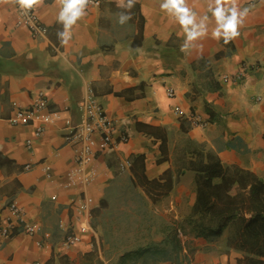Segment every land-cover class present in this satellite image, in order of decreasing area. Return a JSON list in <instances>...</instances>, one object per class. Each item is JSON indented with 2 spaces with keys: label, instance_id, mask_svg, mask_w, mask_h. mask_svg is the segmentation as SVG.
<instances>
[{
  "label": "crops",
  "instance_id": "0c3cea01",
  "mask_svg": "<svg viewBox=\"0 0 264 264\" xmlns=\"http://www.w3.org/2000/svg\"><path fill=\"white\" fill-rule=\"evenodd\" d=\"M163 2L136 0L128 9L127 0L87 1L86 15L68 29L65 44L60 33L66 22L58 18L61 0L34 5L47 28L38 37L18 26L17 0H0V157L5 158L0 162V227L10 215L11 202L22 207L27 222L38 225L34 235L23 231L24 222L13 235H0V264H108L104 225L118 228L109 214L134 205L132 187L146 196L153 213L181 223L196 201V173L187 171L156 202L143 184L173 167L172 154L182 137L205 143L225 165H239L264 179V0H235L238 11H248L231 38L223 35L224 29L219 37L212 35L219 23L207 5L214 0H187L197 12V24L205 13L209 17L205 34L191 41L175 13L161 9ZM233 2L226 0V16ZM129 12L131 19L120 24V14ZM242 70L238 81H223L224 74ZM170 86L176 89L174 97L167 94ZM40 91L75 123L92 91L130 137L98 154L90 166L96 177L85 187L63 185L75 166V148L65 139L64 122L36 137L35 125L11 121ZM177 105L181 114L175 113ZM140 124L165 128L170 159L162 160L161 139ZM143 153L145 175L137 166L120 171L122 161ZM83 196L92 197L93 205L81 212ZM77 221L87 222L89 230L67 248L63 240ZM160 237L156 233L155 239ZM181 237V245L169 244L159 260L138 264H237L238 254L226 252V234L217 243Z\"/></svg>",
  "mask_w": 264,
  "mask_h": 264
},
{
  "label": "trees",
  "instance_id": "16d2710c",
  "mask_svg": "<svg viewBox=\"0 0 264 264\" xmlns=\"http://www.w3.org/2000/svg\"><path fill=\"white\" fill-rule=\"evenodd\" d=\"M207 111L214 119L213 110ZM139 126L161 139L162 160L170 159L165 128ZM3 159L0 157V162ZM145 159L144 153L136 155L130 168L137 166L145 175ZM172 160L173 167L160 178H145V191L156 202L170 194L183 174L194 171L196 201L191 213L181 223L153 213L146 196L132 187L129 199L134 205L115 214L117 217L109 214L111 224L116 219L118 228L104 223L108 264L159 260L169 244L181 245V234L202 237L209 243H217L226 234V252L238 254L237 264H264V179L239 165H225L217 151L190 137L179 139ZM156 233L160 239H155Z\"/></svg>",
  "mask_w": 264,
  "mask_h": 264
},
{
  "label": "built area",
  "instance_id": "2783aa9c",
  "mask_svg": "<svg viewBox=\"0 0 264 264\" xmlns=\"http://www.w3.org/2000/svg\"><path fill=\"white\" fill-rule=\"evenodd\" d=\"M90 4L99 3L100 0H87ZM18 26L28 29L34 37H38L47 28L43 25L37 15L35 6L32 9L21 8L17 0ZM243 70L237 74H224L223 81H238L242 78ZM168 96L174 97L176 89L172 86L167 88ZM175 113L181 114L179 105L175 107ZM13 124H32L35 125L34 135L41 136L47 128L58 122H64L67 132L65 139L73 144L75 148V166L71 168L64 181V187L68 189L85 187L94 181L96 171L90 166L97 160L99 153L109 150L111 147L120 143H127L129 135L127 132L119 130V120L108 114L105 106L90 91L84 104L81 107V116L78 122H74L69 116L64 115V111L52 107L49 103L46 92L40 91L38 97L27 108L18 110L15 117L11 118ZM99 136V138H97ZM28 147L32 141H27ZM131 166V160L126 159L120 163V171H126ZM29 169V166L26 167ZM56 198V197H53ZM93 205V198L83 196L78 202V209L81 212L88 211ZM10 215L5 216L4 223L0 227V235L9 237L13 235L24 222L23 231L28 235H34L38 229L36 223H29L25 220L24 211L16 202L9 205ZM89 230L87 222L77 221L69 227L63 245L67 248L74 246L81 241L83 233ZM35 264H41L36 262ZM197 264V263H193Z\"/></svg>",
  "mask_w": 264,
  "mask_h": 264
},
{
  "label": "clouds",
  "instance_id": "9594fccd",
  "mask_svg": "<svg viewBox=\"0 0 264 264\" xmlns=\"http://www.w3.org/2000/svg\"><path fill=\"white\" fill-rule=\"evenodd\" d=\"M136 0H127V8L131 9L134 6ZM21 8L32 9L34 5L38 3V0H18ZM226 0H214L213 3H208L207 10L212 11L219 27L216 28L212 35L219 37L221 35V29H224L223 35L227 38H231L238 32L239 18L248 11L247 7L238 11V5L234 2L230 8L231 14L226 16V11L229 9L225 6ZM87 0H61V11L59 13V19L66 22V31L60 33L64 37L63 43L67 44L70 39L71 26L75 24L78 19L86 15ZM161 9L168 10L175 13L178 17L180 24L183 25L184 31L187 32V39L189 41L196 37L203 36L205 34L204 21H207L209 17L205 13L203 19L199 24L196 23L197 12L188 7L187 0H164L160 4ZM131 12L125 14L121 13L119 16V23L125 24L131 19ZM191 26V27H189ZM227 42V40H226ZM185 44L183 47L186 48Z\"/></svg>",
  "mask_w": 264,
  "mask_h": 264
}]
</instances>
